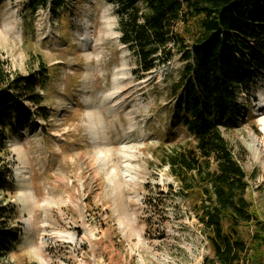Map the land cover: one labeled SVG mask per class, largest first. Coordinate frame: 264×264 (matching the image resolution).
<instances>
[{
    "label": "rangeland",
    "instance_id": "obj_1",
    "mask_svg": "<svg viewBox=\"0 0 264 264\" xmlns=\"http://www.w3.org/2000/svg\"><path fill=\"white\" fill-rule=\"evenodd\" d=\"M26 4L0 0V56L12 74H43L46 118L35 114L33 128L7 138L0 153V171L11 176L0 190L9 218L0 221L20 231L0 264H213L189 202L174 194L178 184L161 163L194 143L172 114L180 55L173 50L139 74L122 40L119 0H67L56 16L30 15ZM238 101L248 113L222 135L252 176L246 197L264 215V68ZM241 232L247 239L252 227Z\"/></svg>",
    "mask_w": 264,
    "mask_h": 264
},
{
    "label": "trees",
    "instance_id": "obj_2",
    "mask_svg": "<svg viewBox=\"0 0 264 264\" xmlns=\"http://www.w3.org/2000/svg\"><path fill=\"white\" fill-rule=\"evenodd\" d=\"M26 1L30 15L48 9L53 16L67 2ZM119 2L122 40L132 46L139 74L151 71L158 58L170 60L173 50L185 63L172 85V114L194 143L166 155L161 163L178 184L174 194L189 202L188 209L209 244L212 263L264 264V215L246 197L252 176L245 173L240 154L222 135L248 113V105L241 104L238 95L253 86L264 68V0ZM179 27L181 33L176 31ZM42 76L12 74L0 56V153L6 152L7 138L33 128L35 114L46 118L38 95ZM10 182L9 172L1 170L0 190ZM6 214V208L0 207V220L9 218ZM248 227L252 233L244 239L241 230ZM19 240L20 231L0 221V260Z\"/></svg>",
    "mask_w": 264,
    "mask_h": 264
},
{
    "label": "bare ground",
    "instance_id": "obj_3",
    "mask_svg": "<svg viewBox=\"0 0 264 264\" xmlns=\"http://www.w3.org/2000/svg\"><path fill=\"white\" fill-rule=\"evenodd\" d=\"M82 49H85V48H82ZM86 49L88 50V48H86ZM258 110H259V112H260V111L264 110V107H260ZM259 127H260V131H261L262 135L264 136V116H263V117L260 119V121H259ZM256 144H257V142H256V140L253 138V139L251 140V143L247 145L248 150H249L252 154L255 153V150H256ZM98 155H100V151H98ZM66 186H67V185L65 184V187H66ZM75 207H76V208H79L78 203L75 204ZM24 240L26 241V239H24ZM79 264H86V263H79Z\"/></svg>",
    "mask_w": 264,
    "mask_h": 264
}]
</instances>
